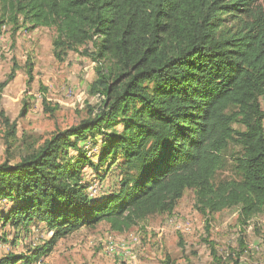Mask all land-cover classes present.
Masks as SVG:
<instances>
[{
  "label": "trees",
  "instance_id": "obj_1",
  "mask_svg": "<svg viewBox=\"0 0 264 264\" xmlns=\"http://www.w3.org/2000/svg\"><path fill=\"white\" fill-rule=\"evenodd\" d=\"M262 1L0 0V25L14 36L50 27L56 59L94 61L90 93L99 97L77 124L0 163L1 226L51 233L0 264H37L60 239L102 221L122 231L170 214L187 189L203 215L237 208L247 224L264 213ZM25 66L30 83L31 59ZM20 67L14 58L0 101ZM0 115L15 137L16 123ZM229 163L237 177L218 179ZM87 167L101 181L116 170L115 187L91 195Z\"/></svg>",
  "mask_w": 264,
  "mask_h": 264
},
{
  "label": "rangeland",
  "instance_id": "obj_2",
  "mask_svg": "<svg viewBox=\"0 0 264 264\" xmlns=\"http://www.w3.org/2000/svg\"><path fill=\"white\" fill-rule=\"evenodd\" d=\"M54 36L55 29L50 27L21 28L14 36L10 25H0V82L10 72L14 58L21 66L0 101V112L16 123L17 130L13 137L0 115V163L6 159L18 162L28 144L41 145L55 131L86 117L89 106L99 104V97L90 93L96 63L77 52L59 61L53 54ZM28 58L33 63L30 83L25 66ZM261 102L264 106V98ZM25 107L28 112L22 115ZM83 147L93 157L97 155L92 144ZM90 173L87 167L86 177L95 196L115 187L116 170L103 181L88 176ZM232 177L237 173L230 163L217 174L218 179ZM195 201L194 191L187 189L170 214L150 215L122 231L103 221L94 228L84 227L60 239L42 264H214L212 249L221 264H264V213L243 224L237 208L207 216L200 213ZM5 204L0 203V209L8 206ZM17 234L14 228L0 224V256L26 253L51 237L43 224L33 225L28 234L23 230Z\"/></svg>",
  "mask_w": 264,
  "mask_h": 264
},
{
  "label": "built area",
  "instance_id": "obj_3",
  "mask_svg": "<svg viewBox=\"0 0 264 264\" xmlns=\"http://www.w3.org/2000/svg\"><path fill=\"white\" fill-rule=\"evenodd\" d=\"M91 189H93V187L90 188V194L94 195V193L91 191ZM134 240H137V237L134 238ZM43 260L38 262L37 264H42Z\"/></svg>",
  "mask_w": 264,
  "mask_h": 264
},
{
  "label": "crops",
  "instance_id": "obj_4",
  "mask_svg": "<svg viewBox=\"0 0 264 264\" xmlns=\"http://www.w3.org/2000/svg\"><path fill=\"white\" fill-rule=\"evenodd\" d=\"M81 230V229H80ZM80 230H78V231H80Z\"/></svg>",
  "mask_w": 264,
  "mask_h": 264
}]
</instances>
